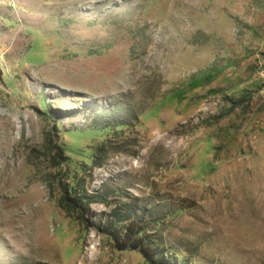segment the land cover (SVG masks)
<instances>
[{"label": "rangeland", "instance_id": "1", "mask_svg": "<svg viewBox=\"0 0 264 264\" xmlns=\"http://www.w3.org/2000/svg\"><path fill=\"white\" fill-rule=\"evenodd\" d=\"M0 264H264V0H0Z\"/></svg>", "mask_w": 264, "mask_h": 264}, {"label": "trees", "instance_id": "2", "mask_svg": "<svg viewBox=\"0 0 264 264\" xmlns=\"http://www.w3.org/2000/svg\"><path fill=\"white\" fill-rule=\"evenodd\" d=\"M238 105L242 107L243 103L239 102ZM120 125H124V123ZM94 163L101 167L100 162L94 161ZM59 186L61 195L58 206L73 216L79 224L86 228H94L109 236L121 250L126 248L140 249L147 259H154L159 254L160 247L147 241L145 234H143L141 222L133 216L137 212L135 205L130 204L127 210V205L124 204L126 208H122V205L113 211L111 220L95 223L89 217L90 206L94 203H106L113 192H105L95 196L83 188L70 186L69 183H63L61 180H59Z\"/></svg>", "mask_w": 264, "mask_h": 264}]
</instances>
